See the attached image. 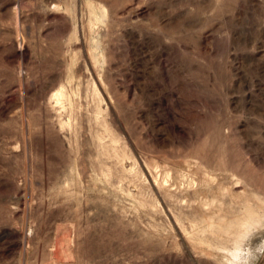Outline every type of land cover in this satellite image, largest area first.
<instances>
[{"label":"rangeland","instance_id":"374dc122","mask_svg":"<svg viewBox=\"0 0 264 264\" xmlns=\"http://www.w3.org/2000/svg\"><path fill=\"white\" fill-rule=\"evenodd\" d=\"M264 0H0V264H264Z\"/></svg>","mask_w":264,"mask_h":264},{"label":"clouds","instance_id":"9594fccd","mask_svg":"<svg viewBox=\"0 0 264 264\" xmlns=\"http://www.w3.org/2000/svg\"><path fill=\"white\" fill-rule=\"evenodd\" d=\"M256 253L264 255V246L257 248ZM252 256L253 252L251 250L241 251L237 249L233 254L231 264H249V260Z\"/></svg>","mask_w":264,"mask_h":264}]
</instances>
